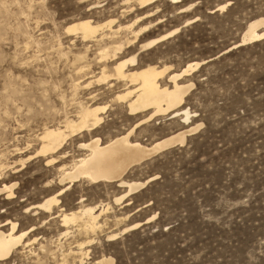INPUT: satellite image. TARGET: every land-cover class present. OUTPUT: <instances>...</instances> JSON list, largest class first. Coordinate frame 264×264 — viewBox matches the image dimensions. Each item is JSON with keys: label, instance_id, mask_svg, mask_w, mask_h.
<instances>
[{"label": "rangeland", "instance_id": "374dc122", "mask_svg": "<svg viewBox=\"0 0 264 264\" xmlns=\"http://www.w3.org/2000/svg\"><path fill=\"white\" fill-rule=\"evenodd\" d=\"M116 1L0 0V158L1 164L13 167L3 172L0 185L14 184L13 198L0 194V229L8 232L15 223V231L27 233L6 258L11 264H62L63 259H67L63 264H100L108 258L111 264H264V38L231 47L247 23L264 15V0H231L223 12L218 10L219 0L155 2L151 10L157 12L144 23L159 22L120 58L178 28L143 48L137 55L139 66L166 65L160 82L170 86L169 74L188 63L207 61L178 80L191 84L181 106L195 114L189 124L183 125L179 117L157 116L135 127L129 140L149 145L200 125L183 145L132 166L124 180L153 179L120 203L114 199L124 188L115 182L79 180L57 197L53 216L25 211L58 191L48 182L58 167L86 152L79 143L89 139H68L64 158L55 165L44 166L42 158L23 168L18 165V159L39 147L35 135L44 124L57 123L65 112L73 113L86 102L88 89L73 86L80 76L73 54L83 45L63 30L76 19H116L120 3ZM130 18L116 19V24H126ZM92 86L101 91L97 104L109 107L96 129L103 142L125 133L143 117L144 113L127 115L124 106L113 103L114 93L105 85ZM81 206L103 211L92 241L73 257L67 255L68 249L81 237L76 224L61 226L60 215ZM114 218L121 221L117 224ZM136 222L140 226L124 230ZM64 231L69 232L64 236ZM111 233L116 236L109 240Z\"/></svg>", "mask_w": 264, "mask_h": 264}, {"label": "bare ground", "instance_id": "6f19581e", "mask_svg": "<svg viewBox=\"0 0 264 264\" xmlns=\"http://www.w3.org/2000/svg\"><path fill=\"white\" fill-rule=\"evenodd\" d=\"M158 1L160 0H117L116 2L120 3H117L119 7L118 17L115 18L126 20V18L131 17L126 24L123 23L124 25L121 23L116 24V19L114 18H109L110 20L106 19L105 22H96L92 21L90 18H85L80 20L76 19L66 25V27L64 26L65 30L63 31L66 33L65 35H72L78 38L81 45H83L80 52L78 51V53L73 54V61L79 63L76 70L80 73L79 78H76L73 82V86H83L84 89H88L87 93L84 91L87 96L86 102L79 103L80 105L77 107V110L74 109L75 111L73 113L69 114L65 112L62 120L59 118L60 120L57 123L51 125L44 124L40 133L35 135V138L40 143L39 147L34 148L23 158L18 159V165L23 168L25 163L36 158H42L44 166L55 165L60 161V158H64L62 149L64 145L67 144L66 142L68 139L78 138L82 140L85 137L89 139L87 142L84 141L79 143V148L86 151L83 150L85 152L84 154L82 153L83 155L75 160L72 159L67 166H57L56 176L54 180H50L48 184H50L49 188L58 187V191L54 193V195L42 199L43 201L41 202L28 205L29 207L27 206L26 209H28L29 212L34 211L42 217L43 214L51 216L55 213L54 206H56L59 201L57 197L64 195L70 189V186H73L74 183L79 180H84L91 184L115 182L117 184L116 186L120 189L124 188V191L116 197L114 201L116 203L122 202L132 193L136 192L137 189L142 187L148 180L153 179V177H150L143 182H129L124 180V175L132 166L139 164L163 149L174 145H183L185 137L200 125L197 124L195 126L192 125L188 128H183L149 145H143L140 142L129 140L135 127L157 116L168 115L169 118L179 117V121L183 125L189 124L190 118L192 116L194 117L195 114H192L187 107L181 106L185 101L186 93L191 87V84H179L178 80L207 61L188 63L178 72L169 74L166 81L170 86L160 82L168 68L166 65L163 67H156L154 65L139 66L137 55L143 48L170 37L178 31V28L140 44V50H135L137 52L124 59H121L122 57L120 58L125 50L133 47L152 25L154 26L159 22L156 20V22L152 23L148 22V20L144 23L145 20L153 16L154 12H157L155 8V10H151V6ZM185 1L187 2L188 0H168L171 4ZM191 5L193 4L191 3L187 6L190 7ZM183 10L184 9H181L179 12ZM242 32L240 39L231 46L232 48L260 40L256 37H261V39L264 38V15L247 23ZM75 38H73V40ZM81 78L84 79L79 81ZM92 85H105L111 94L114 93L112 97L113 103L115 102L117 105L124 106L127 115H138L139 117V114L144 113L143 117L140 121L138 120V123L132 128L128 131L126 130L127 132L125 131L123 134L115 135L103 142L101 138L97 136L96 129L102 123L103 115L109 107L107 108V104L105 103L97 104V100H99L97 98L101 95V93H99L101 91L100 88L94 89ZM116 89L121 90L116 92ZM84 92H82V94ZM17 149L19 150V148ZM16 150L15 152H18ZM3 164H1L0 158V179L2 178L3 172L13 168L12 166H8V164L7 166ZM14 170L11 172H16V170ZM13 186L14 184H1L0 194H3L5 199L13 198ZM102 211L103 208L100 212H97V208L95 210L94 207L81 206L76 211L72 210L68 213H64V211V214L62 213V215H60L62 216L60 221L62 222L61 226L64 227L68 223L71 225L70 222L73 223V226L76 224L75 231L78 237H81V239L75 241L74 248L68 249L67 255L73 256L80 254L83 250V246L92 241L91 236L94 234L96 228L100 226H97L99 224L97 219L100 214H102ZM114 221L118 224L121 219L116 218ZM147 221L148 220L144 222ZM140 224L141 223L138 222L132 223L126 226L124 230L137 228ZM15 229V223H11L8 232H4L0 229V257L6 258L10 252L20 244L25 234L27 235L26 231H15ZM68 232L64 231V234H62L65 236ZM115 236L116 233L108 234L107 239L111 240L115 238ZM36 239L34 240L36 241ZM72 244L73 243H71V245ZM66 257L64 256V258ZM65 260L67 261V259ZM65 260L63 259L60 262L63 264ZM111 263L112 259L110 258L100 261V264Z\"/></svg>", "mask_w": 264, "mask_h": 264}, {"label": "snow or ice", "instance_id": "6c2138e0", "mask_svg": "<svg viewBox=\"0 0 264 264\" xmlns=\"http://www.w3.org/2000/svg\"><path fill=\"white\" fill-rule=\"evenodd\" d=\"M219 4H220V7H219V11L220 12H223L225 11L231 4V0H219ZM210 7H213V11H216L217 9L214 7V6H211ZM257 39H261V37H256ZM240 112L239 110L237 111V115H239ZM0 211H3V209H0ZM25 211H28V209H25ZM111 239V238H110ZM0 260H3L4 261V264H11V261L5 257H0Z\"/></svg>", "mask_w": 264, "mask_h": 264}]
</instances>
